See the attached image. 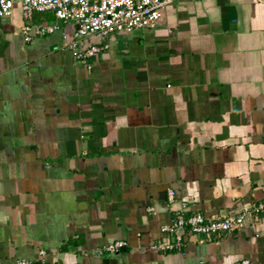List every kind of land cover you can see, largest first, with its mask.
<instances>
[{
    "label": "crops",
    "instance_id": "1",
    "mask_svg": "<svg viewBox=\"0 0 264 264\" xmlns=\"http://www.w3.org/2000/svg\"><path fill=\"white\" fill-rule=\"evenodd\" d=\"M27 23L58 29L24 42ZM73 30L19 0L0 17V264H264V212L152 248L180 212L264 198V0H175L154 29L78 41L89 69Z\"/></svg>",
    "mask_w": 264,
    "mask_h": 264
},
{
    "label": "built area",
    "instance_id": "2",
    "mask_svg": "<svg viewBox=\"0 0 264 264\" xmlns=\"http://www.w3.org/2000/svg\"><path fill=\"white\" fill-rule=\"evenodd\" d=\"M14 1L0 0V17H8L11 14ZM173 1L175 0H19V4L24 20H30L33 12H50L57 21L72 24L74 30L65 46L72 51L76 60L89 69L87 60L95 57L99 49L93 45L77 49L78 39L92 35H126L136 30L154 29L160 20V10ZM57 29V25L27 23L21 27V35L24 42H29L32 37L44 36ZM167 197L171 200V191H167ZM261 212H264V198L257 204L241 205L238 212L232 216L206 218L199 214L188 216L180 212L169 223L160 226V232L171 235L173 241L152 248L164 251L177 249L181 246V235L184 232L211 237L237 231L243 227L245 220L255 221ZM123 246L122 241H114L106 245L104 250L109 254H117ZM39 255L41 257L37 260L22 259L18 260L17 264H46L42 251Z\"/></svg>",
    "mask_w": 264,
    "mask_h": 264
},
{
    "label": "rangeland",
    "instance_id": "3",
    "mask_svg": "<svg viewBox=\"0 0 264 264\" xmlns=\"http://www.w3.org/2000/svg\"><path fill=\"white\" fill-rule=\"evenodd\" d=\"M137 31H145V30H136V31H133V32H131V33H129V34H126V35H137V34H140L139 32L137 33ZM136 32V33H135ZM82 39V38H81ZM81 39H78L79 41L81 40ZM85 39V38H84ZM83 40V39H82Z\"/></svg>",
    "mask_w": 264,
    "mask_h": 264
},
{
    "label": "water",
    "instance_id": "4",
    "mask_svg": "<svg viewBox=\"0 0 264 264\" xmlns=\"http://www.w3.org/2000/svg\"><path fill=\"white\" fill-rule=\"evenodd\" d=\"M120 252H122V250H120ZM105 260L102 261V263H104Z\"/></svg>",
    "mask_w": 264,
    "mask_h": 264
}]
</instances>
